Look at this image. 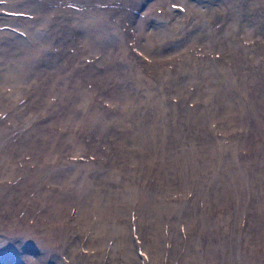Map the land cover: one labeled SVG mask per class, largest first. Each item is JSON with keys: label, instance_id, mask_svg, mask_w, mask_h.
<instances>
[{"label": "rangeland", "instance_id": "rangeland-1", "mask_svg": "<svg viewBox=\"0 0 264 264\" xmlns=\"http://www.w3.org/2000/svg\"><path fill=\"white\" fill-rule=\"evenodd\" d=\"M0 88V264H264V0H0Z\"/></svg>", "mask_w": 264, "mask_h": 264}, {"label": "bare ground", "instance_id": "bare-ground-1", "mask_svg": "<svg viewBox=\"0 0 264 264\" xmlns=\"http://www.w3.org/2000/svg\"><path fill=\"white\" fill-rule=\"evenodd\" d=\"M1 89V88H0ZM72 251V250H71Z\"/></svg>", "mask_w": 264, "mask_h": 264}]
</instances>
